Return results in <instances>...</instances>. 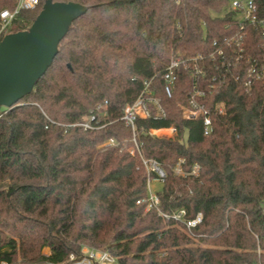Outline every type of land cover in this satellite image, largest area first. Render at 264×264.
Returning a JSON list of instances; mask_svg holds the SVG:
<instances>
[{
	"label": "trees",
	"instance_id": "obj_1",
	"mask_svg": "<svg viewBox=\"0 0 264 264\" xmlns=\"http://www.w3.org/2000/svg\"><path fill=\"white\" fill-rule=\"evenodd\" d=\"M54 1L90 9L73 22L33 91L0 111V260L64 264L91 246L117 264H264V86L247 93L216 52L240 30L230 0ZM254 1L264 18V0ZM44 2L19 12L4 35L28 29ZM15 6L0 0V12ZM246 42L252 55L264 54L253 27ZM198 54L205 56V80L227 74L209 105L226 101L228 112L213 115L209 136L202 118L182 115L188 70L179 69L172 96L164 91L168 64ZM146 80L167 115L139 118L136 136L142 154L166 172L160 209H185L188 219L203 213L192 233L155 208L146 212L149 177L156 176L130 152L133 134L119 119ZM106 100L111 124L90 131L67 126ZM171 126L174 138L150 132ZM111 138L119 144L108 145ZM180 159L185 176L174 173ZM195 164L198 175L191 174Z\"/></svg>",
	"mask_w": 264,
	"mask_h": 264
},
{
	"label": "built area",
	"instance_id": "obj_2",
	"mask_svg": "<svg viewBox=\"0 0 264 264\" xmlns=\"http://www.w3.org/2000/svg\"><path fill=\"white\" fill-rule=\"evenodd\" d=\"M16 6L14 9H3L0 12V42L2 41L5 30L10 27L19 12L23 10H34L40 5V0H15ZM229 9L234 11L240 30L231 36L226 42V48H218L217 54L222 56L226 60V69L229 70L233 67L237 72L234 74L235 79L244 82L247 93L251 94L255 86L261 83L264 86V54L252 55L247 49V37L249 35V28L253 27L259 31V34L264 40V18H260L257 15V5L254 0H230ZM217 44L216 42L214 45ZM214 55L211 58L214 59ZM205 56L198 54L190 59H174L172 60L164 71V91L168 96H172L176 83L178 80V72L180 68L188 70L190 74V95L188 104L183 106L182 115L187 120H196L202 118L203 133L205 136H209L214 132L215 126L213 122V115L220 114L225 115L228 112V102L221 101L210 106L209 102L213 96L212 90L218 86L221 87L226 82V73L220 74V76L212 75L211 78L205 80L206 69L203 65ZM203 82L206 83L203 86ZM151 82L146 80L144 82V89L138 95V97L128 103L123 114L120 116V120L125 123L132 131V143L130 148L132 154H138L142 160L143 166L146 169L148 175H155L156 179L163 183L166 177V172L162 164L153 158H146L142 154L141 145L138 142L137 133V121L139 118H153L154 120H162L166 117V110L163 107L160 98L153 95V91L150 87ZM1 110V109H0ZM111 111L109 109V102L106 100L97 104L83 120L75 123L67 124L69 127H80L85 131L103 129L112 123ZM2 114L0 113V117ZM151 134L161 137L174 138L178 135V130L175 126L162 129H151ZM108 145H118L119 143L111 138ZM185 160L180 159L174 168L176 175L185 176L188 173L184 170ZM200 171V165L195 164L192 175H198ZM153 179L149 177V197L146 212L155 208L159 211L160 215L169 220L175 222L178 226H181L188 233L200 225L203 222V213L199 212L194 218L188 219L186 217V210L181 209L172 213H165L160 209V197L157 192L152 189ZM141 203V200L137 202ZM111 263L117 264V259L114 258L109 252L98 249L96 247L85 246L80 256L72 254L69 260L64 264H104ZM0 264H10L7 260H0Z\"/></svg>",
	"mask_w": 264,
	"mask_h": 264
},
{
	"label": "water",
	"instance_id": "obj_3",
	"mask_svg": "<svg viewBox=\"0 0 264 264\" xmlns=\"http://www.w3.org/2000/svg\"><path fill=\"white\" fill-rule=\"evenodd\" d=\"M90 6L45 0L31 26L7 33L0 42V109L16 106L30 94L58 55L71 25Z\"/></svg>",
	"mask_w": 264,
	"mask_h": 264
},
{
	"label": "rangeland",
	"instance_id": "obj_4",
	"mask_svg": "<svg viewBox=\"0 0 264 264\" xmlns=\"http://www.w3.org/2000/svg\"><path fill=\"white\" fill-rule=\"evenodd\" d=\"M0 111L1 112L7 111V107L2 106ZM151 185H152L153 191H155V192H158V191L162 190V188H163L162 182L157 180V179H153L151 182ZM44 251H45V253H48L49 249L46 248ZM104 264H111V263H104Z\"/></svg>",
	"mask_w": 264,
	"mask_h": 264
}]
</instances>
